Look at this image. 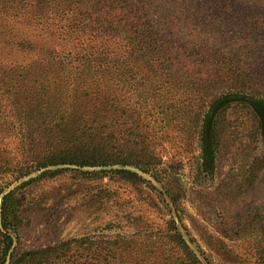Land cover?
<instances>
[{
    "label": "trees",
    "instance_id": "1",
    "mask_svg": "<svg viewBox=\"0 0 264 264\" xmlns=\"http://www.w3.org/2000/svg\"><path fill=\"white\" fill-rule=\"evenodd\" d=\"M263 35L264 0H0V176L114 167L101 172L142 184L164 143L200 142L212 160L230 108L264 130ZM15 194L0 206V264H204L173 219L154 238L13 248Z\"/></svg>",
    "mask_w": 264,
    "mask_h": 264
},
{
    "label": "rangeland",
    "instance_id": "2",
    "mask_svg": "<svg viewBox=\"0 0 264 264\" xmlns=\"http://www.w3.org/2000/svg\"><path fill=\"white\" fill-rule=\"evenodd\" d=\"M231 111L218 118L216 139L210 137L212 160L202 158L200 142L164 143L162 165L144 174L142 184L101 172L114 167H60L65 171L52 178L41 177L46 169L0 176V206L16 190L13 248L121 231L154 238L173 219L204 264H262L256 250L264 248V130L257 112L236 106V121ZM168 189L179 194L176 204ZM244 227L252 235L245 237Z\"/></svg>",
    "mask_w": 264,
    "mask_h": 264
}]
</instances>
